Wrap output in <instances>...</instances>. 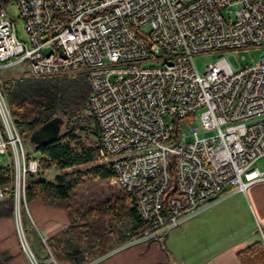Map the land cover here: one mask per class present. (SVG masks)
Listing matches in <instances>:
<instances>
[{"label":"built area","instance_id":"1","mask_svg":"<svg viewBox=\"0 0 264 264\" xmlns=\"http://www.w3.org/2000/svg\"><path fill=\"white\" fill-rule=\"evenodd\" d=\"M0 0V69L47 75L84 71L100 126L96 159L133 195L151 239L216 202L228 185L264 180V53L234 68L230 52L264 46V0H14L25 37ZM236 7V8H233ZM218 58L203 74L196 53ZM243 58H245L243 56ZM0 77V159L9 158L22 248L29 174H46L27 148ZM167 116L170 119H167ZM198 119L182 130V120ZM213 132V133H212ZM171 187L176 194L169 195Z\"/></svg>","mask_w":264,"mask_h":264},{"label":"trees","instance_id":"2","mask_svg":"<svg viewBox=\"0 0 264 264\" xmlns=\"http://www.w3.org/2000/svg\"><path fill=\"white\" fill-rule=\"evenodd\" d=\"M3 89L10 103L13 118L22 135L31 132L60 116L68 131H63L55 140L34 149L42 156L45 167L55 165L61 170L54 180L42 174H29L26 181V201L42 200L45 203L64 206L69 212L67 228L50 239V247L60 264H88L92 257L103 248L106 233L113 234L117 242L140 237L148 227L142 218L132 194L111 189L99 196L93 193L78 199L77 193L88 179L107 180L114 175L113 168L106 164L79 167L93 161L96 150H78L71 139L78 135L77 128L87 133L101 134L100 126L90 105L91 87L84 71H64L47 75H34L30 72L4 79ZM13 181V168L0 165V186ZM171 187L169 195L176 194ZM15 195L13 189L0 199V218L15 215ZM21 217L26 218L21 209ZM110 227V228H109ZM106 236V235H105ZM243 261L251 264L254 257L264 262V247L254 243L243 254ZM6 256L0 255V264H5ZM253 261V260H252Z\"/></svg>","mask_w":264,"mask_h":264},{"label":"crops","instance_id":"3","mask_svg":"<svg viewBox=\"0 0 264 264\" xmlns=\"http://www.w3.org/2000/svg\"><path fill=\"white\" fill-rule=\"evenodd\" d=\"M60 172L57 168L55 176ZM21 204L25 227L22 217L21 222L33 253L41 264H60L49 242L69 225L67 208L42 200ZM208 208L204 215L200 214ZM170 231L173 239L169 238ZM257 242L264 247V180L253 183L246 191L228 185L212 205L156 238L119 243L112 236L88 264H247L241 254ZM0 255L7 257L5 264H29L16 215L0 218ZM252 260L251 264L257 262L254 257Z\"/></svg>","mask_w":264,"mask_h":264},{"label":"rangeland","instance_id":"4","mask_svg":"<svg viewBox=\"0 0 264 264\" xmlns=\"http://www.w3.org/2000/svg\"><path fill=\"white\" fill-rule=\"evenodd\" d=\"M5 6L7 7L8 11L10 14L14 17L18 33L22 37H25L26 32L24 29V23L23 19L19 15V10L18 7L15 3L14 0H6L5 1ZM236 8V7H233ZM264 53V46H256L253 48H246L243 50L235 51V52H230L229 58L230 61L233 65L234 68L240 67L241 64L247 65L249 63H252L257 60V58L260 56V54ZM218 54L213 53V52H204V53H196L194 55V62L201 74L204 73L205 68L207 64L214 62L218 58ZM243 56L245 58H243ZM29 67L27 65H17L13 67H8V68H2L0 69V77L4 79H10L12 77H17L24 72L28 71ZM167 119H170L169 116H167ZM182 130H188L190 126H195L198 128L200 135H203L202 133V125L201 122L198 119H194L193 121H188V120H182ZM64 132L68 131V127L64 125ZM81 128H77L75 130V133L78 135L76 138L71 139V143L75 148L78 150L82 148H93L96 150V147L98 146V136L95 133H87L85 131L80 130ZM213 133V132H212ZM24 142L27 148H30L33 152V147L34 145L29 141V137L26 135L23 136ZM35 152V151H34ZM38 156H41L38 152H36ZM9 162V158L6 155L2 156V159H0V165H6ZM96 164H103V162L98 161L96 158L87 163V164H82L79 167L83 168H88L90 165H96ZM255 166H258L261 170H264V156L260 158L256 163ZM57 172V167L52 166L51 169L49 168L47 170V174L45 175L48 179H53L55 174ZM111 189H114L116 191H122L118 186H116L114 183L111 182V179L107 180H99V179H88L83 186L80 187L77 193V198L80 200L83 198L81 197H88L90 195H94L93 193L99 194V196L106 194L109 192ZM222 206V205H221ZM216 207V206H212ZM22 212H23V206H22ZM211 209V207H210ZM209 208L205 211H203L200 214H205ZM228 214V213H227ZM230 215V214H229ZM231 216V215H230ZM195 217V216H194ZM110 228V227H109ZM170 239H173V232L170 231ZM106 235V236H105ZM103 238V244L106 247L107 241L110 239V237L114 236L113 234L106 233ZM159 239H164V237H160ZM102 250V248L100 249ZM98 250V252L100 251Z\"/></svg>","mask_w":264,"mask_h":264},{"label":"water","instance_id":"5","mask_svg":"<svg viewBox=\"0 0 264 264\" xmlns=\"http://www.w3.org/2000/svg\"><path fill=\"white\" fill-rule=\"evenodd\" d=\"M63 126L64 120L62 117H53L34 129L29 136V141L34 145L49 143L61 135Z\"/></svg>","mask_w":264,"mask_h":264}]
</instances>
